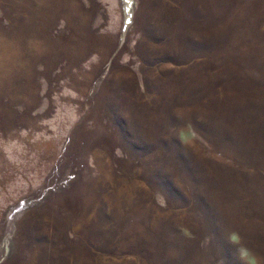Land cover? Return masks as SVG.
I'll return each instance as SVG.
<instances>
[{"label": "rangeland", "instance_id": "1", "mask_svg": "<svg viewBox=\"0 0 264 264\" xmlns=\"http://www.w3.org/2000/svg\"><path fill=\"white\" fill-rule=\"evenodd\" d=\"M0 264H264V0H0Z\"/></svg>", "mask_w": 264, "mask_h": 264}]
</instances>
